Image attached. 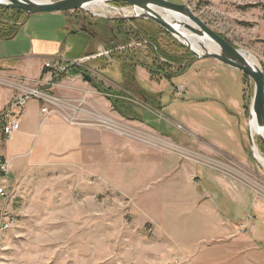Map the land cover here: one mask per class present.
Masks as SVG:
<instances>
[{"label": "rangeland", "instance_id": "1", "mask_svg": "<svg viewBox=\"0 0 264 264\" xmlns=\"http://www.w3.org/2000/svg\"><path fill=\"white\" fill-rule=\"evenodd\" d=\"M167 1L188 6L264 73V0ZM108 4L131 13L129 5ZM77 10L30 14L17 38H59L69 57L96 43L98 53L79 62L86 67L88 58L110 53L104 43L112 33L119 36L134 21L159 26L112 9L106 15ZM22 18L0 12L1 28H14ZM159 36L165 49L162 39L169 38ZM174 40L184 48L170 44L169 50L190 52ZM146 47L136 44L142 52ZM191 54L196 60L182 74L152 84L135 76L126 88L121 62L100 74L96 69L104 64L93 59L97 65L84 73L110 89L118 107L86 82L101 99L96 107L82 97L66 106L68 121L85 130L74 158L30 169L12 193L0 180L6 192L0 196V264H264V167L247 139L253 82L247 76L243 83L240 71L215 59ZM144 87L156 89L146 103L137 90ZM252 137L264 158V144Z\"/></svg>", "mask_w": 264, "mask_h": 264}, {"label": "crops", "instance_id": "2", "mask_svg": "<svg viewBox=\"0 0 264 264\" xmlns=\"http://www.w3.org/2000/svg\"><path fill=\"white\" fill-rule=\"evenodd\" d=\"M45 25L36 24V27ZM71 28L77 31L72 26ZM27 37V40L18 39L16 33L10 39H0V116L9 109L11 113L13 111L19 113L18 129L10 139L6 141L0 139V155L9 164L5 186L11 193L18 181L30 169L48 163H59L61 158H74L78 148L85 143L83 140L85 130L68 121L66 106L68 108L73 101L82 97L84 103L96 107L94 101L98 102L101 99L93 95L94 89L77 75L72 77L65 75L50 85L51 74L44 68V64L48 61H55L63 66L71 62L83 61L85 57H89L87 52L69 57L66 53L70 48L63 47L59 38L39 37L33 34ZM6 49L17 52L6 53ZM96 65L95 62L94 66ZM139 71L136 69L138 78L150 84L156 82L150 80L143 70ZM31 89L45 91L47 95L56 98L58 100L56 105L47 104L50 110L54 108L56 112L42 113L41 108L46 104L36 97L27 98L21 105L12 107V103L16 102L17 98ZM137 90L144 103L147 102L146 96L153 99L156 93V89L151 87L137 88ZM52 91H56L57 95ZM159 106L161 108L162 105Z\"/></svg>", "mask_w": 264, "mask_h": 264}, {"label": "water", "instance_id": "3", "mask_svg": "<svg viewBox=\"0 0 264 264\" xmlns=\"http://www.w3.org/2000/svg\"><path fill=\"white\" fill-rule=\"evenodd\" d=\"M95 1L124 3L129 5L133 10L138 8L142 10L139 14L124 15L127 20L135 18L149 19L161 26L165 31L174 37L179 43L184 45L197 59L212 58L216 61L227 65L233 69L240 71L242 74L248 76L253 82V95L249 105V118L248 124L251 120L255 121L257 127L262 129L264 134V73L258 65L249 62L246 59L247 52L238 49L231 45L222 36L208 28L193 12L184 4H175L167 0H49L48 2H35L32 0H0V8L19 9L22 10L26 16L34 13H48V12H66L77 9L85 8L86 5ZM153 8L168 10L175 14H179L186 18L188 22L176 21L185 32L192 36L205 37L217 46L218 52L206 51L198 54L186 43L181 41L178 36L186 37L175 29L172 23L166 21L161 15L156 13ZM196 25L199 29L195 28ZM82 31L88 33L87 29L83 26ZM91 35V33H90ZM82 79L86 82H91L90 75L82 72L80 74ZM264 144V135H258ZM248 144L251 148L252 155L256 149L253 137L249 132L248 125ZM256 159V158H255ZM257 160V159H256ZM263 167V166H262Z\"/></svg>", "mask_w": 264, "mask_h": 264}, {"label": "trees", "instance_id": "4", "mask_svg": "<svg viewBox=\"0 0 264 264\" xmlns=\"http://www.w3.org/2000/svg\"><path fill=\"white\" fill-rule=\"evenodd\" d=\"M124 4V3H120ZM78 10L71 11V13H75ZM1 13L5 12H13L14 15H21L23 16L22 21L16 25V27L12 28L9 27L6 30L2 29V25L0 23V39H10L14 37L17 33V29L22 24L24 19L26 18L25 13L22 10L19 9H8V8H0ZM4 26V25H3ZM119 29H117V32ZM116 32V33H117ZM160 33L164 34L166 37H168V41L162 39L163 43H165L163 49L160 46ZM113 35L115 39L112 37L109 38V42L104 43V50H110V53L108 55H98L94 58L89 59L87 62L86 67H91L94 65L93 59H95L96 62L103 63L104 66L101 65L97 67V72L100 74L103 70L106 69L107 66L111 65L115 62H121L119 63V72L121 77V84L123 86L129 87L132 86L133 83L135 84V73L137 66H141L143 69H145L147 75L149 76V79L152 81L159 82L162 79L169 80L171 76L173 75H179L186 71L190 63L195 61L196 59L193 58L192 54L188 52L187 50L182 54H178L176 51L173 52L172 50H169L170 44L179 48H184L181 45H179L174 39L170 37V35L164 31L161 27L155 25L154 23H147L143 24L140 22L134 21L132 26H126L125 29L121 30V33L119 36L117 34H111ZM92 41L94 42V39L92 36H90ZM135 40V41H133ZM134 42L130 44V42ZM95 43V42H94ZM145 45L148 48L147 50H142L140 48H136V44L139 45ZM97 45L95 43V47L93 50L88 52L87 56H94L98 53L97 51ZM108 56V60L107 57ZM164 61H162V60ZM109 60H114V62H110ZM185 62V63H184ZM85 66L81 67V65H76L71 67L68 70V74L71 75H78L84 71H86ZM63 75H60V78ZM243 83L245 82L247 76L242 75ZM59 77L53 78L52 81L56 82ZM92 87L99 93L104 94L107 96V98L111 101L113 109H117L118 103L117 101L119 99L112 97V95L109 93L110 89H104L101 87L100 84H96L93 81ZM119 95L122 96V92H119ZM148 100H150L147 96L145 97ZM126 109L131 110L130 106H124ZM246 108V106H244ZM3 127V121L0 117V139H3V136L1 134Z\"/></svg>", "mask_w": 264, "mask_h": 264}, {"label": "built area", "instance_id": "5", "mask_svg": "<svg viewBox=\"0 0 264 264\" xmlns=\"http://www.w3.org/2000/svg\"><path fill=\"white\" fill-rule=\"evenodd\" d=\"M105 3V2H104ZM109 10H115L120 12L121 14L124 15V13H122L124 10L126 9H120V8H116V7H112L110 6L108 3H105ZM131 11V9H130ZM99 15H102L101 12H99ZM128 15V14H126ZM130 15V14H129ZM79 62H71V63H67L66 66H63L61 64H58L55 61H48L44 64V68L48 70V72L51 74V78H56L59 77L60 75H64L67 74L68 70L76 65H80ZM70 77H72L73 75H68ZM53 84L52 82H50V85ZM30 97H36V98H40L41 100H44V102L46 104H51V105H56L58 100L54 97H51L47 94H44L41 91H38L36 89H31L29 91H26L25 95H23L20 98L16 99V102L12 103V107H17L19 105H21L25 99L30 98ZM42 113L45 114H49L51 113L50 110L48 111V107L47 105L43 106L41 108ZM18 111H13L11 113V109H9L6 114H4V117L2 118L3 121V127H2V131L1 134L3 136V140H8L12 137L13 133L18 129V125H19V120H18ZM8 170H9V164L8 161L6 159L3 158V156L0 155V180L2 181V179H4V181L7 179V174H8ZM5 190L3 189V187L0 186V196H5Z\"/></svg>", "mask_w": 264, "mask_h": 264}, {"label": "bare ground", "instance_id": "6", "mask_svg": "<svg viewBox=\"0 0 264 264\" xmlns=\"http://www.w3.org/2000/svg\"><path fill=\"white\" fill-rule=\"evenodd\" d=\"M35 2H48L49 0H32ZM107 3V2H106ZM109 3V2H108ZM87 9H91V10H97L99 11L101 9L102 15H106V13H109L110 10L108 9V6L104 3V1H95L93 3H90L88 5H86ZM156 13H158L159 15H161L166 21L172 23V25L175 27V29L177 31H179L182 35H184L186 37V39H184L181 35L178 36V38L183 41L184 43H186L188 46H190L193 51H195L198 54L204 53L206 51H213V52H218V48L216 45H214L210 40H207V38L205 37H197V36H192L191 34L185 32V30L182 28V26H179L177 24L176 21H184V22H188L186 20V18H184L183 16L179 15V14H175L173 12H170L168 10H160L157 8H153ZM142 10L138 9V8H134V10L131 8V13L130 14H139ZM105 13V14H103ZM124 13V12H122ZM124 14H129V12L124 13ZM123 16V14H122ZM246 59L257 65L256 60L249 54L246 55ZM103 120H107L108 118L105 117H101ZM106 122V121H105ZM249 132L250 134L253 136L254 134L256 135H260L263 136V132L262 129L257 127L255 124L254 120H251L249 122ZM254 156L257 159V161L264 167V158L259 154L258 150L255 149L254 150Z\"/></svg>", "mask_w": 264, "mask_h": 264}, {"label": "flooded vegetation", "instance_id": "7", "mask_svg": "<svg viewBox=\"0 0 264 264\" xmlns=\"http://www.w3.org/2000/svg\"><path fill=\"white\" fill-rule=\"evenodd\" d=\"M117 29H119V26L116 27ZM147 100V99H146Z\"/></svg>", "mask_w": 264, "mask_h": 264}]
</instances>
